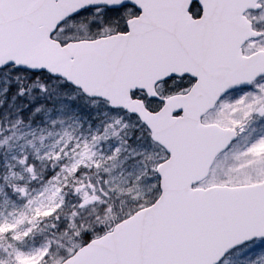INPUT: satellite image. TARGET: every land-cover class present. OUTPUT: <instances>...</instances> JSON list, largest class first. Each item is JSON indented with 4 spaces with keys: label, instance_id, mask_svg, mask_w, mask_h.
<instances>
[{
    "label": "snow or ice",
    "instance_id": "1",
    "mask_svg": "<svg viewBox=\"0 0 264 264\" xmlns=\"http://www.w3.org/2000/svg\"><path fill=\"white\" fill-rule=\"evenodd\" d=\"M0 264H264V0H0Z\"/></svg>",
    "mask_w": 264,
    "mask_h": 264
}]
</instances>
